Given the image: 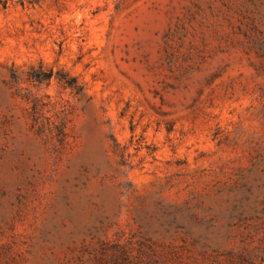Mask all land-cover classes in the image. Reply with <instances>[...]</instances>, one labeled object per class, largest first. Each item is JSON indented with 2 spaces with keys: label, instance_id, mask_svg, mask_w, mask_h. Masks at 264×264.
Here are the masks:
<instances>
[{
  "label": "rangeland",
  "instance_id": "374dc122",
  "mask_svg": "<svg viewBox=\"0 0 264 264\" xmlns=\"http://www.w3.org/2000/svg\"><path fill=\"white\" fill-rule=\"evenodd\" d=\"M0 264H264V0L0 3Z\"/></svg>",
  "mask_w": 264,
  "mask_h": 264
},
{
  "label": "trees",
  "instance_id": "16d2710c",
  "mask_svg": "<svg viewBox=\"0 0 264 264\" xmlns=\"http://www.w3.org/2000/svg\"><path fill=\"white\" fill-rule=\"evenodd\" d=\"M11 1H16L20 5H34L37 3V0H0V3L3 7H7Z\"/></svg>",
  "mask_w": 264,
  "mask_h": 264
}]
</instances>
